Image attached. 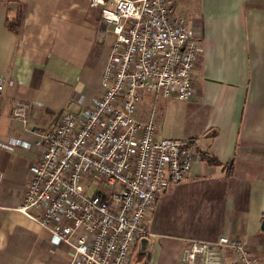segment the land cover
Returning <instances> with one entry per match:
<instances>
[{
	"label": "crops",
	"instance_id": "obj_1",
	"mask_svg": "<svg viewBox=\"0 0 264 264\" xmlns=\"http://www.w3.org/2000/svg\"><path fill=\"white\" fill-rule=\"evenodd\" d=\"M173 11L201 41L198 72L187 99L147 95L136 116L158 136L193 139L198 155L156 197L132 246L143 254L131 248L127 264H181L187 239L222 234L264 264V0H173ZM112 37L87 0H0V264L67 263L69 247L16 209L37 152L11 139L30 144L60 111L79 115L99 95Z\"/></svg>",
	"mask_w": 264,
	"mask_h": 264
},
{
	"label": "built area",
	"instance_id": "obj_2",
	"mask_svg": "<svg viewBox=\"0 0 264 264\" xmlns=\"http://www.w3.org/2000/svg\"><path fill=\"white\" fill-rule=\"evenodd\" d=\"M87 4L113 35L100 93L79 115L60 111L30 144L11 139L37 152L16 209L69 247L66 264H127L133 244L148 233L144 217L156 197L183 180L198 155L193 139L158 136L150 117L136 116L137 107L147 95L152 102L188 98L201 41L174 13L173 0ZM11 115L27 129L23 103L14 102ZM92 181L100 188L87 192ZM181 264L257 261L243 241L222 234L187 239Z\"/></svg>",
	"mask_w": 264,
	"mask_h": 264
},
{
	"label": "rangeland",
	"instance_id": "obj_3",
	"mask_svg": "<svg viewBox=\"0 0 264 264\" xmlns=\"http://www.w3.org/2000/svg\"><path fill=\"white\" fill-rule=\"evenodd\" d=\"M87 185H88V186L85 187V189L87 190V192H91V191H93L96 187H99V188H100V186H99L97 183H95L94 181L90 182V183L87 184ZM149 216H150V213L147 214V215H145V217H144V222L147 223L148 226L151 225V222H150L151 220H150V217H149ZM163 218H164V219H167L166 215H164ZM150 238L152 239L153 237H150ZM150 247H152L151 242L149 243L147 250H149ZM132 249H134V252H137V253L139 252V253H140L139 255L143 254V253H141V251L139 250L138 243L135 244V245H134V248L132 247ZM132 255H133V254H132Z\"/></svg>",
	"mask_w": 264,
	"mask_h": 264
},
{
	"label": "water",
	"instance_id": "obj_4",
	"mask_svg": "<svg viewBox=\"0 0 264 264\" xmlns=\"http://www.w3.org/2000/svg\"><path fill=\"white\" fill-rule=\"evenodd\" d=\"M260 227L264 228V219L261 220ZM140 241H141L140 243H142L144 241V238L140 239Z\"/></svg>",
	"mask_w": 264,
	"mask_h": 264
},
{
	"label": "trees",
	"instance_id": "obj_5",
	"mask_svg": "<svg viewBox=\"0 0 264 264\" xmlns=\"http://www.w3.org/2000/svg\"><path fill=\"white\" fill-rule=\"evenodd\" d=\"M207 159V161H209V162H215V159H212V158H206Z\"/></svg>",
	"mask_w": 264,
	"mask_h": 264
}]
</instances>
